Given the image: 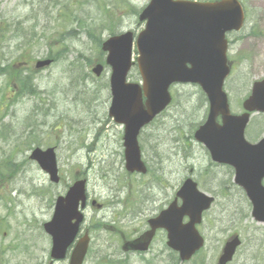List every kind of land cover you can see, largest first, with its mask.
<instances>
[{"label":"rangeland","instance_id":"374dc122","mask_svg":"<svg viewBox=\"0 0 264 264\" xmlns=\"http://www.w3.org/2000/svg\"><path fill=\"white\" fill-rule=\"evenodd\" d=\"M148 2L0 0V264H67L49 259L50 238L42 224L50 221L55 198L65 194L74 176L87 179L89 201L102 205L84 211L82 230L90 235L84 264L120 260L119 249H108V237L116 228L142 229L188 176L215 198L199 229L205 247L190 264H215L231 235L242 241L232 264H264V226L243 209L246 202L229 173L210 168L207 153L192 139V129L205 121L207 111L198 88L171 89L173 104L139 140L148 174L125 172L122 128L107 112L110 70L95 78L92 68L104 61L100 44L110 36L139 34L143 24L137 16ZM247 5L257 9L249 12L243 31L228 39L232 75L225 92L235 114L253 82L264 78V0ZM46 57L54 64L36 72L35 62ZM129 78L139 82L135 72ZM24 81L33 84V92L26 91ZM254 118L245 135L252 143L264 134V123L258 126L262 119ZM48 147L56 152L57 186L29 159L35 148ZM123 213L126 219H118ZM134 216L139 219L131 220Z\"/></svg>","mask_w":264,"mask_h":264},{"label":"water","instance_id":"95a60500","mask_svg":"<svg viewBox=\"0 0 264 264\" xmlns=\"http://www.w3.org/2000/svg\"><path fill=\"white\" fill-rule=\"evenodd\" d=\"M140 21H147L145 30L136 41L140 55L136 63L143 81L141 88L125 83L132 67V33L111 38L102 45V51L108 56L106 65L112 69L110 117L125 125L127 171L145 173L136 137L140 128L170 103L169 86L176 83L200 85L208 98L210 113L207 122L195 134V140L206 147L212 161L234 169V183L244 190L253 205L252 216L257 222H264V188L260 183L264 178V139L255 146L245 142L243 134L249 121L248 114L231 116L226 95L222 92V83L229 75L224 35L240 29L243 17L239 6L235 2L192 5L173 0H151L150 6L140 15ZM40 66L42 64L37 67ZM101 71L98 66L94 73L98 76ZM142 97L146 99L144 103ZM243 108L246 112L264 114V80L254 84ZM217 117L221 118V125L217 124ZM31 159L50 175L51 181L58 182L52 150L45 153L35 150ZM84 192V182L77 183L65 198L57 200L54 217L44 227L52 236L51 258L62 260L73 242L81 221L77 208L80 202L81 208L84 206ZM177 197L182 200L181 209H175L173 204L150 224L152 230L163 227L169 231V245L180 253V259L184 261L202 245L193 229L213 200L200 195L189 181L184 183ZM184 215L190 222L182 226ZM72 220H75L74 224H71ZM87 244L88 238L85 237L75 245L69 264L83 263ZM134 246L130 248H146ZM237 246V239L228 243L223 249L221 262L229 261Z\"/></svg>","mask_w":264,"mask_h":264},{"label":"flooded vegetation","instance_id":"af4514ba","mask_svg":"<svg viewBox=\"0 0 264 264\" xmlns=\"http://www.w3.org/2000/svg\"><path fill=\"white\" fill-rule=\"evenodd\" d=\"M194 1H210V0H194ZM213 1V0H212ZM241 2L245 3L246 1L241 0ZM139 216V215H138ZM138 217L136 218V220ZM143 232L137 231L135 229L131 230V233L128 235H124L123 233L119 232L120 234L117 236H113L112 242L106 241V245L108 249L114 247L117 248L118 243L120 244V250L122 247L123 241L128 242V240L135 239L139 237V235ZM109 238V237H108ZM110 239V238H109ZM166 242H165V233L163 231L156 232L154 238L152 240L151 248L145 253H127L124 257H121L118 264H132L133 259L137 260V264H171L169 261V256L165 253Z\"/></svg>","mask_w":264,"mask_h":264},{"label":"trees","instance_id":"16d2710c","mask_svg":"<svg viewBox=\"0 0 264 264\" xmlns=\"http://www.w3.org/2000/svg\"><path fill=\"white\" fill-rule=\"evenodd\" d=\"M68 1H73V0H68Z\"/></svg>","mask_w":264,"mask_h":264}]
</instances>
